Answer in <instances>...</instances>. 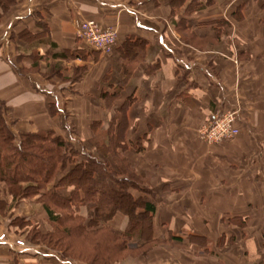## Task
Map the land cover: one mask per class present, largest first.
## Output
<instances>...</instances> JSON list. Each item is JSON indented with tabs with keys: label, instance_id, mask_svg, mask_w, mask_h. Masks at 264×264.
I'll use <instances>...</instances> for the list:
<instances>
[{
	"label": "crops",
	"instance_id": "0c3cea01",
	"mask_svg": "<svg viewBox=\"0 0 264 264\" xmlns=\"http://www.w3.org/2000/svg\"><path fill=\"white\" fill-rule=\"evenodd\" d=\"M141 1L21 0L0 23V99L9 106L8 121L16 134L44 130L61 133V128L66 127L61 122L74 118L70 112L76 111L73 105L81 106L79 119L81 116L87 119L88 109L82 106L88 104L85 96L88 90L100 100L104 90L111 91L124 83L122 101L132 97L133 105L144 107L143 112L130 110L128 113L130 121L139 122V138H146L145 160L155 163L150 164V169L145 164L144 170L151 172L158 165L168 168L165 193L154 198L153 234L158 240L170 242L163 245V250L136 260V264H212L202 258L203 252H195L193 258L184 254L179 245L185 238L183 235L195 233L203 238L208 236L207 241L214 243L198 225L205 228L214 221L211 218L230 213L246 216L248 184L258 185L256 180L260 179L259 185H264V168L256 167L253 179L247 174L239 179V188L244 191L239 196L232 194V186L237 182L229 181L230 165L236 164H217L231 159L237 152L240 159L247 158L250 152L259 154L260 159L264 157V0H240L238 6L247 23L243 27V47L239 57L216 62L222 71V83L194 52L180 48L175 34L160 28L163 22L168 23L170 12L166 3ZM226 6L231 8L232 4L229 2ZM209 18L193 21L212 23L222 21L223 17L216 14ZM87 20L117 30V44L112 54L90 52L79 38L80 26ZM129 39L143 41L144 46L142 56H138V67L127 78L121 48ZM73 66L88 68L78 82L71 81ZM47 68L57 72L61 79L56 75L53 82L44 80ZM237 101L241 103L240 138L233 144L207 145L199 137L198 129L213 111L225 103L237 105ZM53 102L63 105L56 115L51 113ZM63 111L69 116L61 117ZM165 160L168 163L161 164ZM225 171L228 173L224 175ZM210 180L213 184H226L217 190L208 189L204 185ZM236 198L239 206L233 204ZM257 199L264 201V195H258ZM191 215L203 219L194 224L187 219ZM125 224L127 218L120 213L110 223L118 234L124 231ZM236 228L225 225L216 239ZM246 243L224 248L222 256L233 257L228 261L231 264L253 263L246 252L252 251L255 243L251 240ZM0 245V263L6 264L2 257L11 247ZM259 251L264 258V252Z\"/></svg>",
	"mask_w": 264,
	"mask_h": 264
},
{
	"label": "rangeland",
	"instance_id": "374dc122",
	"mask_svg": "<svg viewBox=\"0 0 264 264\" xmlns=\"http://www.w3.org/2000/svg\"><path fill=\"white\" fill-rule=\"evenodd\" d=\"M153 2L155 1L153 0ZM163 2L166 3L167 8H169L170 14L167 16L166 20L168 23L165 24L163 22V24L159 25L160 28L170 34H175L177 41L180 43V48L194 52L195 56L202 62V64L209 68L211 73L222 83L220 79V72L222 73V71L216 62H218L219 59H232L235 55L239 57L238 54L243 47V42H241V40H243L242 35L245 29L243 27L247 23H244L242 8L238 6L240 0H199L200 4H197L196 6L190 5L189 1L182 2L183 4L181 3L182 6L180 7H176V3L173 2V0H163ZM229 2L232 4L231 8H227L226 6ZM155 4L157 3L155 2ZM188 7L190 12L185 14L186 8ZM9 12L3 17V19L7 18ZM176 13L181 15L178 16ZM216 14L218 17H223L220 18L222 21L219 19L212 23L193 21H208L210 19L209 17ZM3 19H1V21ZM184 21H187L188 24H190L189 22L193 23L189 30L185 27V24H182ZM249 43L250 41L248 40V44ZM116 44L111 53H99L103 55L112 54L116 48ZM88 50L90 52L96 51L91 47H88ZM123 52V48H121V58L126 61V65L123 66L124 70L125 66L128 65L135 66L136 69L138 67L137 62L129 61ZM87 71L88 68L87 70H84L80 69V67L73 66L71 81H80ZM56 75L59 78L57 72H52L51 68H47V72L43 74L45 78L44 80H49V83L50 81L53 82L52 79H54ZM129 75L131 74L129 73ZM59 79H61V77ZM106 81L107 79L105 77V82ZM119 86L120 84H117V86L111 89V91L118 89V91L120 90L122 93L123 89H119ZM92 94V90H88V93L85 94L89 99L88 104L82 106V109L85 107L88 109L87 119L83 120L82 116L81 119H79L81 106L73 105V107L75 106L76 111L73 112L70 108V112H72L71 114L74 118L61 122V124H65L66 127L61 128L62 131L59 134H61L66 140L70 141L72 146L79 152H81L80 148L83 146L85 153L93 155L94 158L99 161L102 168H107L108 172L110 171L113 173L118 179H127L131 183L135 182L139 188L134 189L130 187L129 189L134 192L136 197L144 198L147 195L153 199V197L155 198V195L159 197L164 194V190H166L164 183L167 179L165 173L168 168L163 165H158L153 166L154 169H152L151 172L144 170L143 167L145 164H147L150 169V164L155 163H149V160H145V156H147L145 149L146 145L141 140L142 137L139 138V136H141L139 135L141 133V128L139 127L138 120L130 122V125L124 129L125 131L121 132V138L115 137L116 134L119 135L120 133L119 127L122 119L121 114H118V112L125 107L126 100L122 101L121 98L114 102L103 99L97 100L95 94ZM227 104L228 103H225V105H223L224 108H227L228 110H239L237 124L240 130L239 135L231 141L214 145L236 143L241 135V126L239 125L241 118V103L237 101V105ZM60 105L59 108L60 111H62L63 105ZM128 105V113L130 110L141 112L144 110L143 105L136 106L131 103ZM66 108H68V106ZM63 113H61V117L69 116L67 111H63ZM206 122H204L198 129V135L200 138H202L201 130ZM21 134L24 133L18 135ZM122 137H124L125 146H122V143L120 142V139H123ZM207 145L213 146V144ZM50 146L52 147V145L48 144L46 148H49ZM142 147L144 150L141 149L140 151L139 149ZM58 151L61 156L62 149H58ZM39 152L42 153V150L35 149L33 151V153L36 154ZM75 158L78 161H85L84 156L81 154ZM229 160L231 161L229 162ZM229 160L218 162L216 159L217 164H236L234 166L230 165L229 181L232 183L237 182V184L232 186L231 192L232 194H237L239 196V194L244 191L239 188V179H242L245 174L253 179L255 176V172L253 171L256 170V167L259 168L261 166L264 168V164L260 163L264 161V157L260 159L259 154L250 152L248 153L247 158L240 159V155L237 152ZM172 162L175 163L174 161ZM164 163L166 164L168 161L165 160L161 164ZM157 164H160L159 161ZM41 165L44 164H41L37 159H31L24 163L23 168H25V170L27 167L33 168L37 171ZM20 173H23L22 170ZM227 173L228 172L225 171L224 175ZM32 174H34L33 176L31 175L34 182H38L41 180V177L43 178V176H45V174L41 175L39 173ZM211 180L208 182L209 184L207 183L204 185L208 189L216 188L217 190L223 188L226 184H222V186L216 184V182L215 185ZM259 180H256L258 185H252L249 183L247 186L248 193H246L248 194V201H246V205L248 206V214L246 216H234L230 213L226 216H222V218H211L214 221L208 226L205 225V228L202 226L199 228V225L198 227L196 226L201 232H206V235L213 238L214 243L208 242L210 240L208 236H205L209 239L207 241L206 238H203L201 235H196V233L189 236L183 235L185 238L182 240V244L179 245L183 253L194 258L196 256L195 252L201 251L203 252L201 255L202 258L207 262L212 264H231L228 261H232L233 257L228 255H226V257L222 256L224 248L230 249L232 247L247 244L246 242L251 240V242L254 241L255 244H252V251H248L247 249L246 256L249 257V259L251 258L250 260H254L251 264H264V258L262 254H259V250L264 252V201L257 199L258 195H264V185H259ZM124 183L129 184L128 182ZM25 185V183L22 184L23 187ZM124 186L125 185H121L122 188ZM6 188V185H0V244H8L11 247L8 248L9 250L6 249L7 251H5L4 257H2V260L5 261L6 264H94L95 260H98V262L100 261L99 258H101V256H110L113 246L109 241L108 234L99 233L87 238L79 231V228L77 227L79 223L72 220L67 211L61 209L55 204L54 208L56 215L59 216L60 219L55 221L47 215L44 209V201H46V199H44V196L42 195L43 192L46 191V185H44V189H31L29 194L32 195L30 196H19L17 199L12 197ZM144 189L146 190L145 192ZM147 191L148 194H145ZM108 197L110 198L111 196L107 195V198ZM236 199L237 200L233 201V204L239 206V199ZM243 203L244 202L242 201V204ZM232 209H235V207ZM89 213V215H91L93 212L90 211ZM187 219H189L191 223L193 222L194 224H197V222L202 221L203 218L191 215L188 216ZM225 225H231L233 228L237 227L238 229L236 228L235 231L232 230L231 232H223L222 234L225 236L221 238L222 235H219L216 239V235L220 233L219 231H221ZM249 227L251 228L249 229ZM213 230H216V232H213ZM2 236L5 237L4 240H1ZM148 236L145 238H148ZM144 242L145 240L142 238H134L131 241V245L139 246L145 244ZM168 242L170 241H166L165 239L161 241V243L150 244L151 249L145 256H139V253H120L117 257H115V255L113 258L117 261L116 264H136V260L147 257L151 252H159L160 250H163V245L165 246ZM21 243H23L24 246H21ZM1 246L2 245H0V247ZM22 252L26 253L22 254ZM227 252L225 254H227ZM95 264H97V262Z\"/></svg>",
	"mask_w": 264,
	"mask_h": 264
},
{
	"label": "trees",
	"instance_id": "16d2710c",
	"mask_svg": "<svg viewBox=\"0 0 264 264\" xmlns=\"http://www.w3.org/2000/svg\"><path fill=\"white\" fill-rule=\"evenodd\" d=\"M20 1L0 0V21ZM189 1L193 6L200 4L199 0H173L176 7L182 6V2ZM189 12L188 7L185 14ZM182 24H185L188 30L191 27L187 21ZM143 46V41L129 39L122 46L123 53L129 61L138 62V56H142ZM80 69L87 70V67H80ZM134 70L135 66H125V76L128 78L129 73L132 74ZM123 87L124 83H121L119 89H123ZM119 98H121V91L118 89L115 91L106 90L101 94V99L107 101L114 102ZM133 99L132 97L127 98L125 107L118 112L122 119L119 127L120 133L115 135L116 138H121V132L130 125L131 121L127 114L128 104H133ZM51 109L53 115L61 112L58 102H53ZM220 109L227 108L222 106ZM8 111L9 106L0 99V185H6V189L12 197L17 199L19 196H30L32 195L29 194L31 189H44V185H46V191L42 195L46 199L44 209L50 218L55 221L60 219L56 215L55 204L67 211L72 220L79 223L77 226L79 231L87 238L99 233L108 234L109 241L113 246L111 254L110 256H101L99 262L95 260L94 262L97 264H116L117 261L113 257L115 255L117 257L120 253H139V256H145L151 249L150 244L161 243V240H158L153 234V215L156 210L153 202L154 197L153 199L147 195L144 198L136 197L134 192L129 189L130 187L139 188L135 182L118 179L113 173L108 172L107 168H102L93 155L85 153L83 146L79 152L70 141L55 130L16 134L8 121ZM122 138L120 142L122 146H125L124 137ZM141 140L144 142L146 138L142 137ZM48 144L52 147L46 148ZM35 149L42 150V153H33ZM58 149H62L61 156ZM141 149L144 150L143 147L139 150L141 151ZM79 154L84 156L85 161L76 160L75 157H78ZM31 159H37L44 165H41L37 171L28 167L25 170L24 163ZM32 173L45 174V176L41 177L38 182H34ZM124 182H128L130 185ZM23 183L26 184L24 187ZM120 184L125 186L122 188ZM145 194H148V191ZM107 195L111 197L107 198ZM89 210L93 212L91 215H89ZM118 213L128 219L121 234L114 232L110 225ZM146 235H149L148 238H145ZM134 238L144 239L145 244L132 246L131 241Z\"/></svg>",
	"mask_w": 264,
	"mask_h": 264
},
{
	"label": "built area",
	"instance_id": "2783aa9c",
	"mask_svg": "<svg viewBox=\"0 0 264 264\" xmlns=\"http://www.w3.org/2000/svg\"><path fill=\"white\" fill-rule=\"evenodd\" d=\"M79 38L92 49L103 54L111 53L117 43L118 32L113 27H102L94 20L82 22ZM238 109H216L201 130V139L207 144H221L239 135ZM5 237H1L4 240ZM21 246H24L21 243Z\"/></svg>",
	"mask_w": 264,
	"mask_h": 264
}]
</instances>
